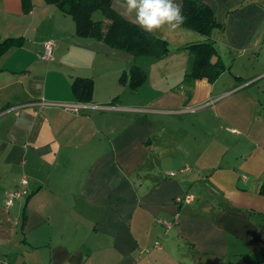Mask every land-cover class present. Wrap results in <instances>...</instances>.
I'll list each match as a JSON object with an SVG mask.
<instances>
[{
  "label": "crops",
  "instance_id": "obj_1",
  "mask_svg": "<svg viewBox=\"0 0 264 264\" xmlns=\"http://www.w3.org/2000/svg\"><path fill=\"white\" fill-rule=\"evenodd\" d=\"M200 1L210 34L151 33L169 46L154 58L77 36L45 0H0V40L21 38L0 55V264L264 263V0ZM111 6L135 23L125 0ZM203 41L222 70L185 80V46ZM132 65L146 73L136 89L119 81ZM76 77L92 78L101 108L41 103L77 100ZM174 214L164 232L157 219Z\"/></svg>",
  "mask_w": 264,
  "mask_h": 264
},
{
  "label": "trees",
  "instance_id": "obj_2",
  "mask_svg": "<svg viewBox=\"0 0 264 264\" xmlns=\"http://www.w3.org/2000/svg\"><path fill=\"white\" fill-rule=\"evenodd\" d=\"M25 2L27 0H24ZM56 5L61 11L70 15L74 22L75 34L79 37L102 41L110 47L123 50L133 56H150L160 58L168 53L167 42L154 34L143 31L137 24L126 20L111 6L112 0H45ZM27 5V9H28ZM99 11V19L93 13ZM181 13L186 17L184 27L209 35L218 22L214 11L200 0H181ZM21 38L0 40V55ZM192 55V62L185 80L206 76L213 80L222 70L221 63L214 61L216 51L209 41L195 42L185 46ZM146 79L145 71L138 65H132L119 75V81L127 82L131 89L138 88ZM72 91L81 101H90L93 80L90 77H76L71 83ZM264 193V189L261 190Z\"/></svg>",
  "mask_w": 264,
  "mask_h": 264
},
{
  "label": "clouds",
  "instance_id": "obj_3",
  "mask_svg": "<svg viewBox=\"0 0 264 264\" xmlns=\"http://www.w3.org/2000/svg\"><path fill=\"white\" fill-rule=\"evenodd\" d=\"M125 12L148 33L174 31L186 21L178 0H125Z\"/></svg>",
  "mask_w": 264,
  "mask_h": 264
},
{
  "label": "built area",
  "instance_id": "obj_4",
  "mask_svg": "<svg viewBox=\"0 0 264 264\" xmlns=\"http://www.w3.org/2000/svg\"><path fill=\"white\" fill-rule=\"evenodd\" d=\"M262 42H264V39H262ZM55 41L52 38H46L42 40V50L40 53V58L43 60H49L52 58L53 54V48L55 46ZM42 104H51L54 106H57L61 108L64 111L79 114L82 110H89V109H95V108H101V105L92 103L90 101H81V100H75V101H56V102H41ZM175 172L173 171H167L166 174L168 175H174ZM19 183L21 185L27 183V178L25 175H21L19 179ZM26 193V190L20 186L17 188H14L12 190H9L6 192L5 196V205L9 206L13 203L14 198H22L23 195ZM193 200V195L190 193H184L181 195H177L174 198L175 203L180 202H190ZM178 214H174L172 219H166V218H158L157 222L161 224L164 227V232H166L170 227H172L177 222ZM154 246H160V241L158 239L154 240L153 242Z\"/></svg>",
  "mask_w": 264,
  "mask_h": 264
},
{
  "label": "rangeland",
  "instance_id": "obj_5",
  "mask_svg": "<svg viewBox=\"0 0 264 264\" xmlns=\"http://www.w3.org/2000/svg\"><path fill=\"white\" fill-rule=\"evenodd\" d=\"M102 17V15H101V13L99 12V11H95L94 13H93V18L94 19H99V18H101ZM179 90V89H178ZM181 90H182V88H181ZM189 110H192V111H194L195 110V106H191L190 108H188ZM156 118H161V119H163L162 117H156ZM162 121V120H161ZM171 121H174L173 123L174 124H176V126H178V124H179V120L178 119H172ZM163 123V122H162ZM162 123H160L159 125H163ZM191 123H190V121L188 122V125H190ZM189 128H190V126H189ZM180 169V168H179ZM169 171V170H168ZM173 171V170H172ZM173 172H175V171H173ZM177 173H178V170H177ZM5 198H6V196L4 195V204H5ZM16 199H19V198H14L13 199V203L15 202V200ZM12 203V204H13ZM11 204V205H12ZM11 205H9V206H11ZM3 206V205H2ZM6 206V205H5ZM9 206H7V207H9ZM254 264H258V263H256V262H253ZM262 264H264V263H262Z\"/></svg>",
  "mask_w": 264,
  "mask_h": 264
}]
</instances>
